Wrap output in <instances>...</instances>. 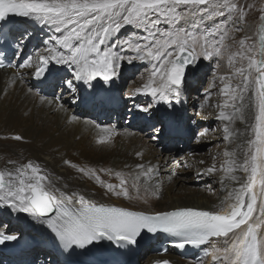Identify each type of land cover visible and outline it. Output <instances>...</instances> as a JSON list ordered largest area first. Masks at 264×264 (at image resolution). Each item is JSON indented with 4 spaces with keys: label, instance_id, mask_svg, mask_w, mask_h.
I'll use <instances>...</instances> for the list:
<instances>
[{
    "label": "snow or ice",
    "instance_id": "snow-or-ice-1",
    "mask_svg": "<svg viewBox=\"0 0 264 264\" xmlns=\"http://www.w3.org/2000/svg\"><path fill=\"white\" fill-rule=\"evenodd\" d=\"M212 3L213 0H0V21L14 15L52 25L56 32L61 33L55 39L57 47L45 49L50 55H38L40 65L35 72L37 77L44 74L51 60L57 64L74 65L73 76L76 80L89 83L100 77L108 82L117 75L120 61L124 57L111 48L102 46L122 26H146L153 13L178 23L186 15L201 11L200 6ZM180 5L191 6V12L183 14L177 11ZM236 7L231 4L229 10L235 11ZM240 18L243 19V15ZM261 20H264V16H261ZM261 32L264 33V27ZM212 35L214 33L197 35L178 27L167 32H153L149 29L148 35L140 41L125 40L127 49L135 53L132 59L148 61L152 65L147 82L136 91H142L165 102L173 98L178 100L185 66L199 55H203L204 59L213 54L222 55V49L227 47L224 44L227 32L219 41L210 42L209 37ZM259 39V54L264 56V34ZM240 44L242 50L229 55L228 62L231 65L233 57L239 55L242 60L248 61L247 68L238 67L234 70L242 78L239 85L230 87L225 83L220 89L226 99L219 105L221 111L218 119L230 123L236 119L243 121L245 117L242 107L235 102H242L244 94L250 90L255 100L256 112L255 123L251 126L254 138L247 141L249 149L243 163L238 164L235 159H231L235 156L234 152H224V156L230 158L225 161L226 173H232L237 168L249 173L247 183L235 193L236 202L230 206L229 212L221 214L179 208L152 216L137 215L115 207L96 206L86 201L83 196L76 200L79 207H74L72 197L65 196L63 192L58 197V190L52 187L40 166L31 161L10 171H0V202L37 219L46 217L55 210L56 214L46 223L65 248H84L101 239L132 245L137 242V237L143 230L163 231L179 237L175 246L180 248L186 244L201 245L211 238H224L225 247L213 248L206 253L211 256L213 264H264V243L257 233L264 221L250 222L254 219L253 214L257 207L255 189L258 187L260 195L264 196V59L247 55L243 50L244 41ZM58 48L62 51H58ZM248 51L252 52L253 49L249 48ZM129 62L131 63V59ZM25 66H30V63L21 65ZM68 83L71 86V81ZM226 109L232 111H225ZM106 131L109 135L100 137L98 143L107 142L111 130ZM228 131L226 125L225 132ZM14 139L20 140L22 137L15 136ZM224 139L228 141L230 136L225 135ZM138 167L143 170V165ZM78 170L84 175L95 176L98 182L103 183L95 171L83 168ZM152 171L149 167L142 174L149 177ZM207 171L211 173L214 168H208ZM115 175L119 184L109 183L104 184V187L118 197L138 198L131 196L127 179L120 172ZM230 178L237 179L235 176ZM138 180L137 175L133 187ZM260 207L264 210V202L260 203ZM15 239V235L0 233V244ZM159 264H169V261H160Z\"/></svg>",
    "mask_w": 264,
    "mask_h": 264
},
{
    "label": "bare ground",
    "instance_id": "bare-ground-1",
    "mask_svg": "<svg viewBox=\"0 0 264 264\" xmlns=\"http://www.w3.org/2000/svg\"><path fill=\"white\" fill-rule=\"evenodd\" d=\"M178 7L181 8L182 5ZM190 12L191 10L187 13ZM215 12L213 18L206 21L196 19L198 16L195 13L186 15V18L178 23H173L172 20H157L158 25H161L157 32H161L166 26L170 27V31L178 27L183 29L190 27L191 32L199 35L202 33L200 29L209 25V27L214 28L211 32L208 31V33H214L209 37L210 42L219 41L220 37L227 32V37L224 40V43L230 44L227 52L224 48L222 49V55L213 54L208 59H204L203 55H199L195 62L193 60L185 67L183 85L180 89L181 94L179 97L184 103L186 115L192 124H195L192 128L199 126L196 133L200 135L201 131L210 124H216L214 126L218 127L217 136L212 137V141L213 143L217 141L222 145H215L213 149L209 148L204 155L205 158L199 160L200 155L196 154L197 156L193 159H189L183 154L184 163L193 164L190 169L185 170L180 167V164L183 163L178 161V157H175V159L170 158L174 157L173 153H166L165 149L162 148V140L146 134H137L127 126L120 127L118 130L111 129L110 125L99 127L92 118L78 116L77 112L80 111L77 105L78 100L73 101L71 98L73 96L78 97L77 86L74 85L72 80L74 78L72 74L75 68L74 65L58 64V70L61 67L70 70V74L67 75L70 77L68 81H71L72 88L71 90L64 88L62 91L63 98L58 99V96L53 98L41 97L31 83L34 66L38 61L36 52L32 54L30 66L23 68L21 67L22 62H20L17 70H0V171H10L20 164L31 161L33 164L40 166L42 173L51 182L52 187L58 190L56 192L57 196L59 197V194L63 192L65 196L72 197L73 204H76V200L83 196L90 203L108 206L118 205L151 214L179 208H194L211 212L227 210L236 202L235 193L242 185L247 183L249 173H245L239 168L232 173H226L224 171L225 161L230 158L225 157L224 152L226 150L234 152L235 156L231 159H235L238 164L243 163L245 153L249 149L247 141L254 138L251 126L255 123L256 107L250 90L244 94L242 102L240 100L235 102L237 106L242 107L245 117L243 121L236 119L230 123L218 119L221 111L219 105L224 103L226 97L220 93L222 85L218 86L219 81L215 78L219 76L218 73L216 74V64L220 61L228 64L229 73L231 74L232 64H229L228 56L233 54L231 50L234 44L229 39H232V33L236 34L234 32L236 28L234 29L231 26L228 29L231 25L229 23L230 17ZM150 20L149 22L152 23L153 19ZM219 22H222L225 30L216 26ZM254 22L256 23V21ZM18 26L28 29L35 38L49 42L51 48L57 47L55 39L59 36V33L55 31L54 26L29 18H23ZM150 26L148 24V27ZM262 27H264V20L260 19L256 30L252 31V21L248 28V32L254 34L255 49L253 50L257 59H264V56L259 54V38L260 35L264 34L261 32ZM131 29V26L122 27L110 36L106 44L102 46L111 48L112 51L124 57L120 61L117 75L112 77L118 84L124 82L125 78L128 77L126 73H135L134 67L139 66L141 63L139 59H132L135 56L133 51L122 45L118 46L121 44V40H127L122 38L124 31ZM244 33L246 32L244 31ZM215 37H217V40L214 39ZM58 51H62V49L58 48ZM39 55L48 56L50 54ZM130 59L131 63L129 62ZM247 63L248 61L245 65ZM211 65L214 66L215 72L212 73V77L210 76L207 87L210 91L217 92L214 93L210 102L198 106L190 93L194 87L191 88V85L189 88V86L197 75L200 76L201 81L203 78H201V75L205 73L203 69H209ZM224 71L222 70V73ZM149 72L150 70L141 74L140 77L137 76L138 73L134 74L135 80L131 81L128 89L130 96L142 101L151 98V95L136 91L147 82ZM230 80H232V87L240 84H236L231 77ZM216 85L217 87H215ZM246 95L251 96L252 104H248V100L245 99ZM133 102L137 101L133 100ZM225 111L232 110L226 109ZM198 114L203 118L202 121H206V124L197 125L196 119L198 116L196 115ZM203 114H205L206 119H204L205 116H202ZM138 125L136 123L135 127ZM226 125L229 129L228 133L225 132ZM106 130H111L107 142L98 143L100 137L109 135ZM225 135L230 136L228 141L224 139ZM15 136H20L22 139L16 140L14 139ZM205 136L199 137V139L201 140ZM111 141H113L112 144ZM209 142L210 140L198 141L192 147H194V150L201 149L200 151H203ZM137 153H140V155H137ZM201 161H204V164L200 165ZM138 165H143V170ZM211 165H214L215 168L213 172L209 173L207 169ZM149 167L153 171L149 177H145L142 172ZM81 168L95 171L96 176H99L100 181L103 183L98 182L95 176L84 175L83 172L78 170ZM117 172H120L127 179L131 196L138 198L118 197L104 187V184H119V179L115 175ZM137 175L139 180L136 181V186L133 187L134 178ZM231 176H235L237 179L233 180L230 178ZM255 191H257V207L253 214L254 219L251 222L261 223V221H264V210L261 209L260 203L264 202V196L260 195L258 187ZM4 219L12 222V227H15L13 233L18 228H30L40 231V227L46 224L40 218L37 219L29 213L16 211L0 202V221ZM257 233L258 238L264 243V223H261V228L257 230ZM225 246L226 243L223 238L215 241L213 247L223 248ZM149 258L140 257V264L149 261ZM154 258L175 260L176 264H208V262L194 263L191 260H180L171 254Z\"/></svg>",
    "mask_w": 264,
    "mask_h": 264
},
{
    "label": "rangeland",
    "instance_id": "rangeland-1",
    "mask_svg": "<svg viewBox=\"0 0 264 264\" xmlns=\"http://www.w3.org/2000/svg\"><path fill=\"white\" fill-rule=\"evenodd\" d=\"M231 4H235L237 6L235 11H230L229 10ZM216 5H219V7H217ZM261 6L264 7V0H213L212 4L200 6V8L202 10L199 11V12H195V14H196V16H198L196 19H199L200 21L201 20L202 21H206L207 19L211 20L213 18V15H214L215 11H216L215 13H219L220 12V13L225 14L226 16H229L230 17L229 23H231V25H229L228 29L231 28V26L234 29L236 28L234 30V32L236 34L232 33V39H229V41L234 44L233 47H232V50L231 49L230 50L232 51V53H239L242 50L240 42L244 41L243 50L245 51V53L247 55H250V56H253L254 58H256V56H255L256 53L254 52V50L252 52L248 51L249 48L255 49L254 38H253L254 34L248 32V28H249V24H251V21H252V28H253L252 31L257 29V23L260 21L261 16H264V8H259ZM190 10H191V6H188V5H182L181 8L177 7V11H180L181 13H187ZM241 15H243V19L240 18ZM150 19H153L152 23L151 22H146V26L145 25H141L140 27H137L135 25H125V26H131L132 29L124 31V33H123L124 36L122 35V38H126L128 41H140L142 39V37L148 35L149 29L151 31H153V32H157L158 31L159 26H161V25H158V21H157L158 19H160L161 21H170L171 20L170 18H165V17L160 16V15L155 14V13H153L149 17V21H151ZM253 20L256 21V23ZM148 24H150L152 27L151 26L148 27ZM154 26H157L158 28L154 27ZM216 26H218L221 29H224V26H222V22H219V24H216ZM122 27H124V26H122ZM204 27L206 29L205 28L200 29V31H202V33H208V31L211 32L214 29L211 26L209 27V25H206ZM185 30L191 32L190 31V27L186 28ZM217 30H219V29H217ZM162 31H165V32L166 31H170V27L166 26V27L163 28ZM244 31L246 33H244ZM60 35H61V33H59V36ZM214 39L217 40V37H215ZM121 41H122V42H120L121 44H119L118 46L120 47L122 45V46L126 47V45L124 44L125 40H121ZM224 44L227 46L225 48V50L227 52L228 47H230V44H227L226 42ZM127 56H129V55H127ZM196 59L194 60V62L196 61ZM246 62H247V60H242L239 55L234 56L233 57L232 68H231L232 71H230L231 74L229 73L230 69H229V65L228 64H225V63H223L221 61L219 63H217L216 64L217 65L216 74L218 73L219 76L215 77L216 76V74H215L214 77L217 78V80L219 81V85L218 86L222 85V87H223L225 83H228L230 85V87H232V80H230V77H231V79L234 80V82L236 84L240 83L242 78L238 74H235L234 70H235V68H238V67H245L246 68L247 67V64L245 65ZM197 66H198V64H197ZM151 67H152V65L149 66V68H146V69L141 68L142 72L140 71L137 76L140 77L141 74H143L145 72H148V70H151ZM210 67L211 68H209V69L208 68L207 69H203V71L205 73L201 75V78L203 77L201 81L199 79L200 76L197 75L196 78L191 82V83H193L192 87H191V84L189 86V88L190 87L191 88L194 87L190 91V93H191V96L194 97L195 104L198 105V106L200 105V103L198 101H196V100H198V98L195 96V94H196V92L200 91V89H201L203 84H205L206 87L208 86L209 79L212 77V73L215 72L214 66L211 65ZM222 70H225L224 73H222ZM221 77H224V79L222 80ZM225 78H227L228 80L225 79ZM134 80H135L134 77H132V78L128 77L125 80V82H122V83L119 84V87H121V88L124 85V89L126 90V93H127L128 97L130 96L128 94V92H129L128 91L129 84L131 83V81H134ZM215 87H217V85ZM202 90L203 89H201V91ZM216 92L217 91H215L214 93H216ZM186 97H187V94H186ZM245 99L248 100V104H252L251 103V96L246 95ZM200 114H202V113H200ZM196 116H198L197 119H196V122H198L197 125L201 124V123L206 124V121L204 122V121L201 120L203 118H201L199 114L196 115ZM202 116H205V114H203ZM204 119H206V116H205ZM194 125L195 124H192V122L190 121V126L192 127ZM214 125H216V124L208 125L207 132L203 134V136L206 135L203 138L204 140H210V142H209L208 146L206 147V149L203 150V151L199 150L198 153H194L193 156H191L189 158H193L197 154V155H200L199 156V160H201L202 158H205L204 155L206 154V152H208L209 148L213 149V146L221 144V143H218L217 141L214 142V143L212 141V137L217 136V128L218 127L214 126ZM221 126H222V124L220 125V127ZM122 127H124V126H122ZM196 127H197V129L199 128V126H196ZM219 131H220V129H219ZM197 136L199 137L200 135L197 133ZM203 139H201L199 141H204ZM112 143H113V141H111V144ZM191 145L193 146V144H191ZM170 158H174L175 159V157H170ZM201 164H204V161H201L200 165ZM210 168H215V166L211 165ZM185 170H186V168H185Z\"/></svg>",
    "mask_w": 264,
    "mask_h": 264
}]
</instances>
